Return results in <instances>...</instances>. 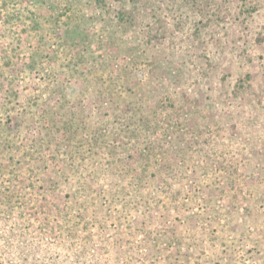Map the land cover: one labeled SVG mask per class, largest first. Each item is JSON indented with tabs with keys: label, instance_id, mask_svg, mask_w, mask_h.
I'll return each mask as SVG.
<instances>
[{
	"label": "rangeland",
	"instance_id": "1",
	"mask_svg": "<svg viewBox=\"0 0 264 264\" xmlns=\"http://www.w3.org/2000/svg\"><path fill=\"white\" fill-rule=\"evenodd\" d=\"M0 0V264H264V0Z\"/></svg>",
	"mask_w": 264,
	"mask_h": 264
},
{
	"label": "trees",
	"instance_id": "2",
	"mask_svg": "<svg viewBox=\"0 0 264 264\" xmlns=\"http://www.w3.org/2000/svg\"><path fill=\"white\" fill-rule=\"evenodd\" d=\"M182 3H186L187 5H196L197 6V0H181Z\"/></svg>",
	"mask_w": 264,
	"mask_h": 264
}]
</instances>
